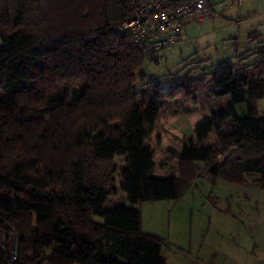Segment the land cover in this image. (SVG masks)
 <instances>
[{
    "label": "trees",
    "instance_id": "1",
    "mask_svg": "<svg viewBox=\"0 0 264 264\" xmlns=\"http://www.w3.org/2000/svg\"><path fill=\"white\" fill-rule=\"evenodd\" d=\"M131 3L0 0V264H166L161 240L140 229L138 203L178 199L196 164L228 182L256 174L264 188V45L255 63H221L209 80L135 88L146 60L118 31ZM70 79L80 89L68 96ZM212 100L220 105L194 137L168 148L178 173L158 176L147 143L160 113ZM232 146L240 157L218 161ZM116 156L127 204L107 209Z\"/></svg>",
    "mask_w": 264,
    "mask_h": 264
},
{
    "label": "rangeland",
    "instance_id": "2",
    "mask_svg": "<svg viewBox=\"0 0 264 264\" xmlns=\"http://www.w3.org/2000/svg\"><path fill=\"white\" fill-rule=\"evenodd\" d=\"M221 1L223 2L222 9L216 5L214 6V13L206 17L201 23L193 21L181 29L180 41L172 44L165 51L164 61L156 64L148 61L143 62L141 73L144 74V78L142 81L139 77L137 78L135 88L144 83L146 87L152 85L153 90L163 92L172 88L185 77L197 79L205 75L206 80H209L210 75L221 63L236 64L239 62L238 58L244 52L243 42L247 39L248 28L252 21L239 23L238 20L230 18L236 13L237 8L235 6L229 8V0ZM67 12L62 9L59 16H66ZM256 36L258 35L256 34ZM151 81L153 83H150ZM64 84L68 96H71L74 90L78 92L80 89V81L74 79H70ZM261 104L262 109H264V101ZM218 105H220L219 101L212 100L206 102L202 110L195 107V110L188 114H174L172 109L176 105L169 104V108L160 113L147 143L153 152L158 176L169 175L171 172L178 173L177 159L170 154L168 148L179 150L184 140L193 138L196 125L209 119L211 110H215ZM256 109L257 113L260 114L259 108ZM237 111L240 115L245 114V104H238ZM124 158L123 156L113 158L112 164L115 166L111 175L113 185L110 196L104 204L107 209L117 204H127L126 193L123 190L125 177L122 168ZM229 159L233 158L231 153L227 151L219 157L218 161ZM193 181L195 184H199V188L195 189L194 185L191 188L184 186L176 200L144 201L136 206L140 212L141 231L161 240L162 254L165 257L166 264H202L176 248L178 246L176 241L178 240L174 234L175 212L192 205L194 198L201 200L199 195H201V192H205L204 189L207 190L204 193L206 194L205 199L209 194L210 186L206 185L209 184L207 180L198 175ZM192 194L196 196H192ZM211 197L216 201L213 198L214 196ZM188 213H178V215H183L185 225H188ZM94 220L99 222L101 218L95 216ZM201 229L199 228L195 239L196 249L201 242ZM10 240L12 241L13 254L16 248L15 235H12L8 242ZM185 243L186 247L189 246V239H186ZM0 247L6 249L4 238L0 240ZM9 261L13 262L11 259Z\"/></svg>",
    "mask_w": 264,
    "mask_h": 264
},
{
    "label": "crops",
    "instance_id": "3",
    "mask_svg": "<svg viewBox=\"0 0 264 264\" xmlns=\"http://www.w3.org/2000/svg\"><path fill=\"white\" fill-rule=\"evenodd\" d=\"M218 1L221 0H210L213 10ZM236 8V13L230 18L239 23L252 21L247 39L243 42L244 52L238 58L239 62L233 64L244 68L258 61L256 52L264 45V0H242ZM262 101L264 97L256 102L258 115H264ZM228 152L233 158L231 160L240 157L235 146L230 147ZM195 172L189 187L194 185L195 189L199 188L193 180L200 175L208 181L206 185L210 186V190L206 199L204 193L207 190L204 189V193L200 191L201 200L194 198L192 205L175 212L176 248L202 264H264V188L257 182L258 175L246 174L240 182H228L214 179L202 164H196ZM182 212H189L188 225L183 222V215H178ZM199 228H202L201 242L196 249ZM186 239H189L187 247Z\"/></svg>",
    "mask_w": 264,
    "mask_h": 264
},
{
    "label": "built area",
    "instance_id": "4",
    "mask_svg": "<svg viewBox=\"0 0 264 264\" xmlns=\"http://www.w3.org/2000/svg\"><path fill=\"white\" fill-rule=\"evenodd\" d=\"M242 0H229L238 7ZM223 8V2L215 3ZM214 13L210 0H132L131 14L118 31L126 35L150 63L165 60V51L180 41L181 29L190 22L201 23ZM14 253L11 260L14 259Z\"/></svg>",
    "mask_w": 264,
    "mask_h": 264
}]
</instances>
